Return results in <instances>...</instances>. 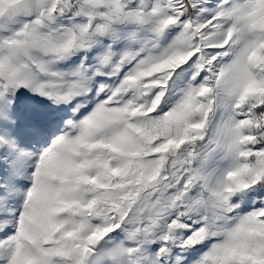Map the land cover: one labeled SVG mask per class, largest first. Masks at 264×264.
Segmentation results:
<instances>
[{"label": "snow or ice", "instance_id": "1", "mask_svg": "<svg viewBox=\"0 0 264 264\" xmlns=\"http://www.w3.org/2000/svg\"><path fill=\"white\" fill-rule=\"evenodd\" d=\"M0 264H264V0H0Z\"/></svg>", "mask_w": 264, "mask_h": 264}]
</instances>
